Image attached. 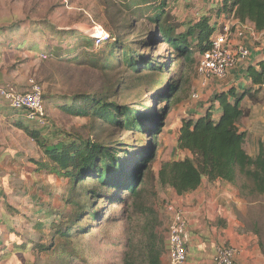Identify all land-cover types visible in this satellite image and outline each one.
Masks as SVG:
<instances>
[{
    "label": "trees",
    "instance_id": "trees-1",
    "mask_svg": "<svg viewBox=\"0 0 264 264\" xmlns=\"http://www.w3.org/2000/svg\"><path fill=\"white\" fill-rule=\"evenodd\" d=\"M121 4L129 19L127 24H134L132 30L137 29L138 23L149 24L148 28H141L136 40L125 41L103 27L108 37L98 42L46 18L11 21L0 27V36L13 34L22 46L30 33L42 37L52 33L61 44L47 40L50 57L75 64L89 62L99 69L125 65L132 75L130 86L147 85L146 91L128 104L111 101L117 90L44 96L45 102L67 116L63 127L74 119L96 118L129 132L131 138L97 142L81 128L64 133L62 127L57 141H53L40 128L29 131L42 152L38 160H32L35 172L67 179L72 185L70 193L84 184V199L77 202L75 197L63 198L65 205L72 208L69 213L31 210L37 219L33 229L40 234V241L36 242L13 227L10 218L23 214L0 196L6 210L0 213V237L8 238L0 244V262L15 254L60 252L68 258L66 262L76 264L80 252L74 248V240L116 221L119 211L113 215L112 211L125 207L126 220L131 225L136 220L139 233L136 238L131 233L125 241L124 264H164L167 241L155 206L157 185L171 188L181 196L196 191L204 179L210 183L222 181L236 188L240 199L254 204L264 200V145L260 143L258 155L250 156L244 147L248 133L239 127L250 115L249 109L242 108L244 98L248 96L251 102L258 103L256 94L264 87V61L247 71L252 86L260 89L252 93V89L242 91L233 85L215 93L202 111L182 120L177 148L189 152L190 158L162 160L156 173L151 168L157 156L156 139L170 126L171 109L186 99L194 69L220 28L219 19L227 15L263 33L264 0H213L210 8L198 11L197 19L183 20L173 15L169 0H125ZM21 29L29 32L18 35ZM159 45L165 47L161 55L147 52ZM180 60L183 62L172 71ZM261 247L264 249L262 243Z\"/></svg>",
    "mask_w": 264,
    "mask_h": 264
},
{
    "label": "rangeland",
    "instance_id": "rangeland-1",
    "mask_svg": "<svg viewBox=\"0 0 264 264\" xmlns=\"http://www.w3.org/2000/svg\"><path fill=\"white\" fill-rule=\"evenodd\" d=\"M115 3L113 4V2ZM0 0V27L7 25L11 21H25L27 19L37 20L40 18L49 19L54 25L61 28H73L80 31L82 34L90 36L98 40L99 35L103 31L104 27L107 31H112L114 34L121 36L125 41H131L137 39L141 33V28H148L147 22L137 24V29L132 30V25H129V19L123 13L121 9V2L125 0ZM175 0H169V7L175 17L180 20L183 19H197L198 11L201 9H207L209 0H176L179 3L173 6ZM211 1V0H210ZM209 1V2H210ZM7 22V23H6ZM102 28V29H101ZM105 31V30H104ZM29 30L21 29L18 35L28 33ZM106 32V31H105ZM48 39H52L55 45H60V38L52 33H48L45 37L39 34L33 35L30 33L28 36L29 45L33 46L35 43L40 44L44 49V53L39 54V69L36 74H33L29 79L34 80L44 89V96H60L71 95L76 93H94L96 91H111L117 90V96H113L111 101L128 104L133 102L136 95L141 92H145L147 89L146 84H140L135 87L129 85L131 79V73L127 70L125 65H112L110 68L99 69L96 66H90L89 62L75 64L69 61H60L57 58L50 57L46 43ZM135 39V40H136ZM66 43L63 40L62 45ZM141 51V50H140ZM165 51L163 45H159L155 50H149L147 52L152 55H161ZM47 54V55H45ZM183 60L178 61L173 67L172 71H175ZM242 66V65H241ZM238 69L239 83L237 87L242 90L240 84H242V68ZM173 73V72H172ZM192 78V85L189 92L186 95V99L182 103L173 107L169 114L170 125L181 122L184 118L190 117L195 113H198L208 106L210 100L214 96L209 97L206 93L209 88L217 83L218 79L211 80L207 85L203 84L201 78L197 76V66L194 69ZM231 74L228 73L227 76ZM173 77V75H171ZM226 76V77H227ZM158 77V76H157ZM224 77V78H226ZM224 78H220L221 80ZM28 81V82H29ZM2 85V84H1ZM227 88V87H226ZM225 88V89H226ZM264 88V87H263ZM264 90V89H263ZM259 92L260 96H256L264 101V91ZM199 94V99H194L192 96ZM257 98L258 102L259 99ZM250 99V98H249ZM251 101V100H250ZM252 104H254L252 102ZM255 105V104H254ZM45 109L47 111L48 123L47 126H42L40 131L47 138H51L53 141H57V134L62 131V128L54 127L56 122L63 119L59 117L58 112H54L52 108H49V104L45 102ZM250 116V115H249ZM248 116V117H249ZM25 126H29L32 132L36 131L32 124L24 119ZM33 127V128H32ZM49 128L52 129L55 135L49 136ZM90 132L92 138L97 142H117L123 138H131L130 133L127 131H121L112 125L104 123L96 118L93 119H76L73 122H69L66 127H63L64 133L72 132L80 129ZM34 129V130H33ZM174 127L163 129V132L157 137V156L154 162L151 164V168L154 173L157 172V167L162 160L167 157L175 155V135ZM61 133V132H60ZM248 133V132H247ZM28 137L31 136L28 134ZM32 139V138H31ZM33 140V139H32ZM33 146L36 147V157H41V150L37 149V146L33 140ZM245 147V146H244ZM39 152V154H38ZM11 171V170H8ZM6 178H16L17 175L12 172H5ZM46 173H36V182L31 183L30 179L26 176L23 180L12 181L8 180L6 188H4L2 181L0 180V195L1 199L5 201L10 207L15 208L21 212L23 216H16L10 218L13 227L19 231L22 235L39 242L40 234L33 229L36 221V216L31 212L34 209L48 212L54 210L67 211L69 213L72 208L65 205L62 199H69L75 197L77 202L84 199L83 192L85 185L81 184L74 193H70L72 185L64 178H57L54 184H49L46 179ZM1 178V175H0ZM38 184L36 186L35 184ZM157 199H155V206L160 213L163 221L162 231L165 237H167L169 218L165 211V206L168 203H175L176 199H166L160 197L162 194V188L157 185ZM38 194L39 198H34L35 194ZM73 195V196H72ZM38 204V206H36ZM126 208L118 207L114 208L112 215L119 211V217L116 221L92 231L90 234L83 236L77 240H74V248L79 251V258L76 264H124V255L126 252L125 241L132 235L138 237L139 229L136 226L137 221L134 220L131 225L126 220ZM5 207L0 203V213H5ZM242 223V212L240 213ZM248 218L250 222L257 223V230L260 232L259 241L264 246V200L248 211ZM242 232V231H241ZM189 244H191V237ZM6 236L0 237V244L7 242ZM49 240V238L47 239ZM60 243V242H59ZM196 245V243H195ZM189 247V246H188ZM70 248V245L69 247ZM57 253L52 254H37L30 252L22 255H12L6 261L0 262V264H69L66 262L68 259L65 256H61Z\"/></svg>",
    "mask_w": 264,
    "mask_h": 264
},
{
    "label": "crops",
    "instance_id": "crops-1",
    "mask_svg": "<svg viewBox=\"0 0 264 264\" xmlns=\"http://www.w3.org/2000/svg\"><path fill=\"white\" fill-rule=\"evenodd\" d=\"M209 1L206 8L213 5V0ZM174 2L173 6L179 3L176 0ZM235 23L232 17L227 19L221 17L218 26L222 24L234 25ZM245 29L247 30V36L242 39V44L250 50L251 56L241 66L242 84H240V87H242V91L252 89V93H254L260 87L252 86L247 71L251 66H256L257 63L264 61V32L258 33L250 27H245ZM29 42L28 40L22 46V43L17 41V37H14L13 34L0 36V84L14 86L19 91L27 89L29 79L39 69V54L44 53V49L40 44L30 46ZM238 79L239 72L236 69L226 78L218 79L217 83L212 85L206 94L212 97L216 91L224 90L226 87L233 85L237 86L240 81ZM260 94L258 93L259 96ZM49 108L51 112L53 108L54 112H58L59 117L63 119L61 124H59L61 122L59 119L54 127L62 128L67 116L62 114L55 106L49 105ZM242 108L250 110V116L244 118L239 124L242 131L248 132L245 149L250 156H256L259 153L260 143L264 145V101L259 99V102L254 105L246 96L242 101ZM24 119H26L24 112L11 110L6 102L0 99V180L4 188H6L5 185H7L8 180H11L10 183L20 181L25 176L30 179L31 183L36 182V165L32 160H38L40 154L38 152L39 155L36 157V147L33 146V140L28 137L29 131L32 130L29 129V126H25ZM32 126L37 130L41 128L34 124ZM181 126V122L168 126V129L175 128V155L164 158V160L190 158L189 152L177 148ZM26 129H28V132ZM50 131L53 130L49 128V136L53 137L55 134ZM35 144L39 149V145ZM159 167L160 165L157 170H159ZM12 170L17 177L6 178L5 172H12ZM44 176H46L49 184H54L57 181L55 176L48 174ZM35 185L38 186L37 183ZM160 187L163 191L159 195L160 197L176 199V202L187 212L188 232L192 242L188 247L186 264H212L217 247L222 245L238 249L236 259L238 264H264V249L259 241L260 232L257 230V223L250 222L248 218L249 209L256 204L240 199L236 188L222 181L210 183L207 179H204L196 191L179 196L171 188ZM34 198H39L37 193ZM219 221L221 223H218ZM163 261L164 264H170L167 254L164 256Z\"/></svg>",
    "mask_w": 264,
    "mask_h": 264
},
{
    "label": "built area",
    "instance_id": "built-area-1",
    "mask_svg": "<svg viewBox=\"0 0 264 264\" xmlns=\"http://www.w3.org/2000/svg\"><path fill=\"white\" fill-rule=\"evenodd\" d=\"M222 17L227 19L229 16ZM245 27L249 26L239 22L234 25L222 24L211 38L210 49L197 64V76L201 78L203 84L207 85L213 79L226 77L250 58V50L242 44V39L247 36ZM102 30L98 42L108 37L104 29ZM192 97L199 99V94H193ZM0 99L5 101L11 110L24 112L31 124L37 127L47 126L48 113L45 109L44 89L34 80L28 82L25 91H19L11 85L0 84ZM165 211L169 218L166 251L169 263L186 264L190 242L187 212L177 202L168 203ZM237 256V248L218 246L212 264H238Z\"/></svg>",
    "mask_w": 264,
    "mask_h": 264
}]
</instances>
